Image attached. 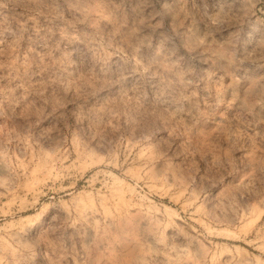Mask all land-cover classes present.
Wrapping results in <instances>:
<instances>
[{
    "label": "rangeland",
    "instance_id": "1",
    "mask_svg": "<svg viewBox=\"0 0 264 264\" xmlns=\"http://www.w3.org/2000/svg\"><path fill=\"white\" fill-rule=\"evenodd\" d=\"M0 264H264V0H0Z\"/></svg>",
    "mask_w": 264,
    "mask_h": 264
}]
</instances>
